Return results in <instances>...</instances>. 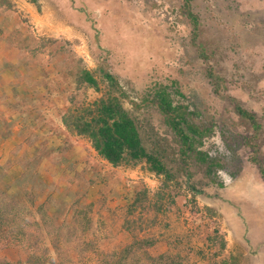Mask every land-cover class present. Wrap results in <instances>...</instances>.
<instances>
[{"label": "rangeland", "instance_id": "obj_1", "mask_svg": "<svg viewBox=\"0 0 264 264\" xmlns=\"http://www.w3.org/2000/svg\"><path fill=\"white\" fill-rule=\"evenodd\" d=\"M183 7L184 0H0V58L10 62L0 80V205L15 204L5 222L16 213L0 232V263L36 255L98 264L134 238H150L153 257L179 255L183 264H264V180L251 162L255 149L264 165V0L191 2L208 60L191 43ZM209 69L222 80L218 92ZM84 70L99 91L76 86ZM101 70L117 79L144 147L161 151L176 182L164 184L145 163L112 167L62 126L72 105L105 99ZM13 83L21 93L10 92ZM159 85L190 125L208 130L194 148L220 168L208 174L194 156L181 164L178 137L147 97ZM236 104L254 115L256 135ZM176 233L200 250L182 240L176 247ZM224 239L238 240L234 256L222 258ZM210 251L214 257L199 255ZM137 256L131 264H143Z\"/></svg>", "mask_w": 264, "mask_h": 264}, {"label": "trees", "instance_id": "obj_2", "mask_svg": "<svg viewBox=\"0 0 264 264\" xmlns=\"http://www.w3.org/2000/svg\"><path fill=\"white\" fill-rule=\"evenodd\" d=\"M192 1L194 0H184L183 7L184 15L194 28L191 43L197 47L198 57L208 60V56L196 43L195 32L198 18L190 10ZM30 2L36 3V0H30ZM100 73L109 88L105 99H99L87 105L83 103L78 107H73L72 105L61 117L62 126L69 133L87 138L96 154L112 167L145 163L149 172L163 178L164 184L176 182V175L172 174L167 168L161 151L155 149L152 152H147L144 147L138 123L120 103L119 99L126 98V95L121 90L117 79L105 70H101ZM207 77L212 80L215 92H218L221 89V78L212 73L211 69L207 71ZM74 81L77 87L81 84H86L95 91L100 90L98 81L89 71H82ZM167 90L168 88L165 86H155L147 97L151 96V102L156 105L159 112L164 116L165 124L178 137L181 164L183 165L187 159L194 156L198 163L208 164L207 173L210 174L213 168H220L221 165L214 159H210L206 153L197 151L194 148V138L200 139L208 130H200L190 125L187 120L189 113L182 107L173 105L171 94ZM113 91L117 93L116 97L111 96ZM175 93L178 94L177 91ZM147 101L146 98L142 103ZM232 101L235 103V100L232 99ZM70 102L73 103V100L70 99ZM235 111L243 119L249 121L254 135H256L260 130V125L256 122L254 115L243 110L238 104L235 105ZM256 155L257 152L253 149L251 162L257 166L260 176L264 180V165L256 158ZM137 200L135 203L138 202ZM13 205L15 204L12 201H5L4 204L0 205V232L4 230L5 223L12 225L14 223L13 220L16 219V213L5 215L11 218L8 222H5L2 216L4 211L11 208L14 209ZM155 242V240L150 238H134L130 244L125 245L120 251H114L112 254H102L98 264H131L134 261L131 257H136L137 255L138 262L142 260L143 264H183V260L179 255L164 253L153 257L148 252V249L153 247ZM0 264L9 263L3 262ZM18 264H54V262L45 257L32 255L26 261L18 262Z\"/></svg>", "mask_w": 264, "mask_h": 264}, {"label": "crops", "instance_id": "obj_3", "mask_svg": "<svg viewBox=\"0 0 264 264\" xmlns=\"http://www.w3.org/2000/svg\"><path fill=\"white\" fill-rule=\"evenodd\" d=\"M3 59H5L4 57H1L0 58V80H2L1 78V76L3 75V74H5V72H7V70H5V68H6V66H7V64L8 63H10L8 60L9 59H5V60H3ZM7 61V62H6ZM16 80H18V79H16ZM6 86H8V88H9V90H10V92L12 91V93L13 94H16V93H21L22 91L19 89V85L18 84H16V83H13V86L12 85H6ZM1 87V89L2 90H4L5 89V85H2V86H0ZM10 87H12V88H10ZM237 217H238V215H237ZM188 237H190V236H188ZM174 240H176V247H180L181 245H180V242L178 241V240H182V242L181 243H186V242H188L189 244V247H192V248H194V249H196V250H200V248H198V246L199 245H201V244H198V243H196V241L195 240H193V238H187V234L185 233V235H182L181 233L180 234H178V233H176V235H175V237H174ZM224 243H226L225 244V246H224V250H223V252H224V254H222V258H227V256H234V252L235 251H238L239 249H238V246L240 245L239 244V242H238V240L237 241H235L232 245L229 243V241L227 242V239H224ZM159 245H162V242L161 243H159ZM193 245H195V246H193ZM202 246V245H201ZM198 254V253H197ZM207 255V254H209L210 255V257H214L215 255L214 254H212L211 253V251H210V253H207V252H205V253H199V255L200 256H203V255ZM223 263L224 264H227V263H230V261L227 259V261H223ZM195 264H205L204 263V261L203 260H200V258H196V262H195Z\"/></svg>", "mask_w": 264, "mask_h": 264}]
</instances>
